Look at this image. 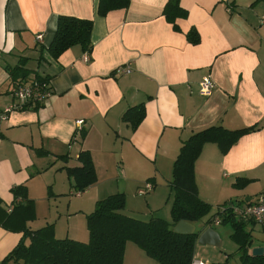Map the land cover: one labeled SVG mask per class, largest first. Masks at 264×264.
I'll return each instance as SVG.
<instances>
[{"label":"crops","instance_id":"obj_1","mask_svg":"<svg viewBox=\"0 0 264 264\" xmlns=\"http://www.w3.org/2000/svg\"><path fill=\"white\" fill-rule=\"evenodd\" d=\"M179 1L188 14L176 20L177 30L164 15L169 0H131L105 16L98 13L99 0H0V113L15 104L8 68L22 57L34 71L27 80L37 72L52 88L42 107L0 116V208L10 212L13 188L26 185L36 212L28 227L54 224L56 237L82 242L89 241L88 214L115 193H125L126 215L160 217L172 206L173 167L183 141L214 125L259 128L227 153L216 143L204 145L195 178L199 196L212 205L206 218L220 205L264 193V0ZM62 14L93 20L88 61L80 45L58 58L48 52ZM191 29L200 35L197 44L187 37ZM121 66L131 72L117 71ZM205 77L216 83L209 96L200 92ZM140 103L145 118L133 130L123 115ZM83 150L92 155L97 181L77 191L66 167L81 165ZM237 178L252 181L238 188ZM147 183L152 188L140 195ZM246 229L261 241L250 250L264 247V222H247ZM22 237L0 224V264ZM154 260L127 242L124 264Z\"/></svg>","mask_w":264,"mask_h":264},{"label":"trees","instance_id":"obj_2","mask_svg":"<svg viewBox=\"0 0 264 264\" xmlns=\"http://www.w3.org/2000/svg\"><path fill=\"white\" fill-rule=\"evenodd\" d=\"M130 2L131 0H99L98 13L105 16L112 10L127 8ZM187 14L179 0H169L164 8V15L177 30L179 27L176 20L186 17ZM92 30V19L59 15L54 38L47 48L48 52L53 58H58L75 45H80L85 52H90L93 49ZM187 37L194 44L200 41V35L195 29H191ZM39 58H42V54ZM28 60L29 58L22 57L16 66L8 68L14 83L29 79L34 72L26 66ZM41 76L36 72L33 78ZM43 105H35L33 108L38 109ZM144 118V103L130 107L123 115V120L130 124L133 130L137 129ZM258 128L259 125L239 129L214 125L194 132L183 141L174 162L171 180V221L161 217L145 221L128 216L123 212L126 205L125 193H115L99 200L94 211L88 214L87 242L69 237H56L54 224L30 229L27 223L36 217L35 203L28 199L26 185L14 187L15 201L12 210L7 212L0 208V224L8 230L22 232L23 237L1 264H124L126 244L129 241L137 244L160 264H192L198 234H180L174 231V227L181 220L195 223L212 211V205L199 196L195 178L196 160L206 143H216L222 153H227L242 135ZM78 159L81 165L66 167V171L73 177L76 190L84 191L97 181V173L90 151H81ZM251 181L247 178H237L234 185L244 188ZM216 213H220L219 210ZM211 218L208 224H211ZM226 222L231 223L234 230L231 236L240 244L241 262L264 264V255L255 256L251 253L252 234L246 229L247 222L237 220L230 212L226 213L222 224Z\"/></svg>","mask_w":264,"mask_h":264},{"label":"built area","instance_id":"obj_3","mask_svg":"<svg viewBox=\"0 0 264 264\" xmlns=\"http://www.w3.org/2000/svg\"><path fill=\"white\" fill-rule=\"evenodd\" d=\"M261 21L264 23V13L261 16ZM36 40L39 44H43V34H38ZM85 61L90 59L89 54L86 52L83 56ZM117 71L122 73H130L129 66H121ZM216 88L215 81L210 77H205L200 82V92L202 95L209 96ZM12 94L15 98V104L8 107L3 113H0L2 118L13 110L23 109L24 107H32L39 104H45L48 98L52 95L51 82L45 77L33 78L27 82H15L12 87ZM79 124L83 120L78 121ZM152 188L151 183H147L138 189L140 195H145ZM220 213H215L211 218V225H220L230 212L237 220L244 222L263 223L264 222V193L253 199L251 202H230L218 208ZM217 210V212H218ZM192 264H209L202 259L193 260Z\"/></svg>","mask_w":264,"mask_h":264},{"label":"rangeland","instance_id":"obj_4","mask_svg":"<svg viewBox=\"0 0 264 264\" xmlns=\"http://www.w3.org/2000/svg\"><path fill=\"white\" fill-rule=\"evenodd\" d=\"M172 204V201H171ZM161 218L171 221V208L170 205L162 209L159 214ZM210 218V217H209ZM209 218H203L196 222L197 228L202 229L205 227L209 221ZM213 226L220 234L222 243L220 246L199 244L196 249V256L199 259L204 260L205 262L211 264H243L240 259L241 249L240 244L233 239L231 236L234 233L233 227L230 222H226L220 225H211ZM258 233L253 231L252 242L254 244H260L261 241L258 238ZM264 236V234H263ZM155 264H159L154 260Z\"/></svg>","mask_w":264,"mask_h":264},{"label":"water","instance_id":"obj_5","mask_svg":"<svg viewBox=\"0 0 264 264\" xmlns=\"http://www.w3.org/2000/svg\"><path fill=\"white\" fill-rule=\"evenodd\" d=\"M174 231L185 235L198 234L199 244L220 246L222 243L219 232L213 226L197 229L196 224H193L186 220H181L174 227ZM251 253L255 256H262L264 255V247H254L252 248Z\"/></svg>","mask_w":264,"mask_h":264}]
</instances>
